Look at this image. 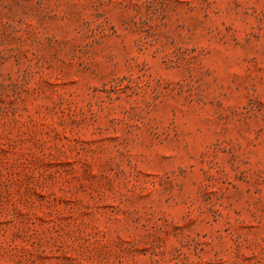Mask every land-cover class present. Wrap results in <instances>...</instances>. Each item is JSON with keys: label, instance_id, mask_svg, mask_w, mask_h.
<instances>
[{"label": "rangeland", "instance_id": "rangeland-1", "mask_svg": "<svg viewBox=\"0 0 264 264\" xmlns=\"http://www.w3.org/2000/svg\"><path fill=\"white\" fill-rule=\"evenodd\" d=\"M0 264H264V0H0Z\"/></svg>", "mask_w": 264, "mask_h": 264}]
</instances>
